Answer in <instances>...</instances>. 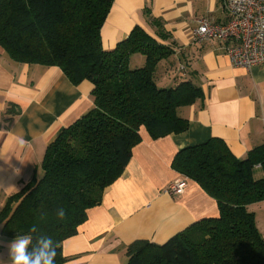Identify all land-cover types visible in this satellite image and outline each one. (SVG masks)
<instances>
[{"label":"trees","instance_id":"obj_1","mask_svg":"<svg viewBox=\"0 0 264 264\" xmlns=\"http://www.w3.org/2000/svg\"><path fill=\"white\" fill-rule=\"evenodd\" d=\"M116 0H0V46L15 62L59 67L74 85H93L94 107L47 147L41 177L34 176L0 209L2 235L49 236L62 244L77 235L87 212L128 166L146 130L153 139L189 127L182 109L204 101L203 90L176 69L175 43L157 20L155 35L135 27L105 51L101 31ZM135 56L144 66H132ZM185 69V66H183ZM173 168L216 200L219 215L204 218L162 245L139 240L127 264H264V237L250 206L264 201V145L236 158L211 139L179 151ZM257 166L263 177L256 179ZM65 209L64 219L56 210ZM35 225L36 233H30ZM32 245L29 246L31 250Z\"/></svg>","mask_w":264,"mask_h":264},{"label":"crops","instance_id":"obj_2","mask_svg":"<svg viewBox=\"0 0 264 264\" xmlns=\"http://www.w3.org/2000/svg\"><path fill=\"white\" fill-rule=\"evenodd\" d=\"M223 3L114 2L101 31L103 49H115L137 26L155 35L153 20L160 21L169 36L163 43H175L177 63L186 64L184 77L203 90L204 101L182 109L189 127L181 134L153 139L142 130V141L134 147L122 176L105 189L101 204L88 210L77 235L62 244L64 264H127L132 243L147 240L162 245L201 219L217 217L216 200L173 168L179 151L215 138L224 141L236 158L244 159L264 145V65L235 67L221 44L194 43L198 19L228 21ZM134 62L145 61L138 57ZM172 72L164 78L166 85L176 76ZM92 92L90 82L74 85L59 67L17 63L0 46V209L34 176H42L47 147L92 110ZM254 176L263 177L260 166ZM181 179H187L183 194L165 193ZM249 208L264 237V201ZM12 240L2 235L0 227V264H8Z\"/></svg>","mask_w":264,"mask_h":264},{"label":"built area","instance_id":"obj_3","mask_svg":"<svg viewBox=\"0 0 264 264\" xmlns=\"http://www.w3.org/2000/svg\"><path fill=\"white\" fill-rule=\"evenodd\" d=\"M226 23L209 18L196 21L194 43L217 42L223 46L235 67L251 69L264 65V0H224ZM187 179L171 184L165 191L171 196L185 192Z\"/></svg>","mask_w":264,"mask_h":264},{"label":"clouds","instance_id":"obj_4","mask_svg":"<svg viewBox=\"0 0 264 264\" xmlns=\"http://www.w3.org/2000/svg\"><path fill=\"white\" fill-rule=\"evenodd\" d=\"M23 144V141H21ZM65 209L60 207L56 210L58 219H64ZM30 233H36L37 227L33 225ZM32 235H17L8 245L9 262L8 264H55L58 254L59 244L49 236L36 237L33 245ZM32 245L31 250L29 246Z\"/></svg>","mask_w":264,"mask_h":264},{"label":"rangeland","instance_id":"obj_5","mask_svg":"<svg viewBox=\"0 0 264 264\" xmlns=\"http://www.w3.org/2000/svg\"><path fill=\"white\" fill-rule=\"evenodd\" d=\"M138 57H140V56H135V57L132 59V66H133L134 68H136V67H143V66H144V64L140 65V64L134 62V60L137 59ZM181 65L186 66V64H185L184 62H183V63H182V62H181V63H178V65H176V69L174 68L172 74L175 73V74H178V75H185V74H186V71H185V69L183 68V66L180 67ZM186 67H187V66H186ZM179 69H181L180 72H178Z\"/></svg>","mask_w":264,"mask_h":264}]
</instances>
